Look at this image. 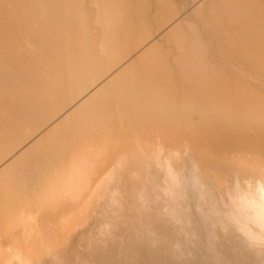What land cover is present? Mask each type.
I'll return each mask as SVG.
<instances>
[{
    "label": "bare ground",
    "instance_id": "6f19581e",
    "mask_svg": "<svg viewBox=\"0 0 264 264\" xmlns=\"http://www.w3.org/2000/svg\"><path fill=\"white\" fill-rule=\"evenodd\" d=\"M225 57L264 73V0H0V264H264Z\"/></svg>",
    "mask_w": 264,
    "mask_h": 264
},
{
    "label": "rangeland",
    "instance_id": "374dc122",
    "mask_svg": "<svg viewBox=\"0 0 264 264\" xmlns=\"http://www.w3.org/2000/svg\"><path fill=\"white\" fill-rule=\"evenodd\" d=\"M154 28H155V27H154ZM155 31H156V30H155ZM156 33H157V32H156ZM156 33H155V34H156ZM226 58H228V57H225V58H224V60H225V61H224L225 64H226V61H229V63H230V64L228 63L229 66H231V63H232V66H231V67L234 66L233 64L236 65V68H235V66L233 67V71H234L235 75L237 74V76L239 75V76H238L239 78H242V79L244 78L243 80H247V82L249 81L248 83L251 82L250 84H252L253 86L257 87L256 89H259V90H261V91H262V90L264 91V75H263L264 73H262L259 69H256L257 67H253V66H252V67H249V66H248L249 64H248L247 62H245V61H242V60H241L240 62H242V63H239V60H240V59L237 58V59H238V61H237L236 57H234V58H233V57H229L230 59L228 58L227 60H226ZM231 58H233V59H231ZM232 60H233V61H232ZM231 61H232V62H231ZM236 61H237V64L235 63ZM233 62H234V63H233ZM238 63H239V64H238ZM228 64H226L227 67H228ZM241 64H242V65H241ZM244 64H245L246 66H245ZM247 64H248V65H247ZM241 66H242V67H241ZM243 66H244L245 68H246V67H247V68L245 69ZM231 67H230V68H231ZM234 68H235V69H234ZM248 68H250V70H248ZM252 68H253V69H252ZM244 69H245V70H244ZM237 70H239V71H237ZM257 70H258V71H257ZM252 71H253V73H254V72H255V73L252 74ZM256 71H257V72H256ZM259 71H260V72H259ZM240 72H241V73H240ZM245 72H246V73H245ZM258 72H259L260 74H259ZM247 73H248V74H247ZM243 74H244V75H243ZM254 75H255V76H254ZM256 75H257V76H256ZM260 75H261V76H260ZM242 76H243V77H242ZM249 76H250V77H249ZM258 76H259V77H258ZM262 76H263V78H262ZM248 77H249V79H248ZM252 77H254V78H252ZM246 78H247V79H246ZM258 79H260V80H258ZM256 80H257V81H256Z\"/></svg>",
    "mask_w": 264,
    "mask_h": 264
},
{
    "label": "clouds",
    "instance_id": "9594fccd",
    "mask_svg": "<svg viewBox=\"0 0 264 264\" xmlns=\"http://www.w3.org/2000/svg\"><path fill=\"white\" fill-rule=\"evenodd\" d=\"M261 183H264V182H261ZM257 196H258V198H259V201H260L261 203H264V187H259V188H258Z\"/></svg>",
    "mask_w": 264,
    "mask_h": 264
}]
</instances>
